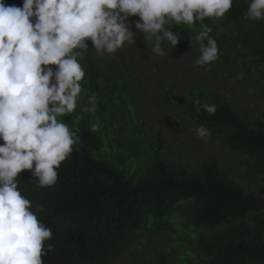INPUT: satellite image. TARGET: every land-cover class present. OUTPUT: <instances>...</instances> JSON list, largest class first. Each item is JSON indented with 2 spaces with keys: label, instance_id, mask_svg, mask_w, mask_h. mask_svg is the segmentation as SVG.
<instances>
[{
  "label": "trees",
  "instance_id": "1",
  "mask_svg": "<svg viewBox=\"0 0 264 264\" xmlns=\"http://www.w3.org/2000/svg\"><path fill=\"white\" fill-rule=\"evenodd\" d=\"M3 2L22 6L23 0ZM249 3L250 0H233V7L223 18H206L203 23L211 27L210 35L217 44L220 35L228 34L227 31L232 33L234 29L238 32L235 38H240L235 45L240 47L238 44L242 43L248 48L247 56H255L263 65L264 21L245 19ZM184 27L173 25L171 31L186 29V35L192 37L199 32V24ZM88 43V52H91L93 46L90 41ZM85 64L90 73V78H85V87L95 84L97 94L103 67L96 58L85 59ZM118 73L120 76L122 71ZM124 78L126 83L136 86L132 73H125ZM132 86H109L114 94L112 101L107 103L103 99L99 102V115L90 118L85 113L88 120H81L83 123L71 128L79 130L81 146L57 169L58 179L54 186L38 187L37 178L29 170L19 174V189L31 201L34 212L37 206H43L44 211L37 213L38 219L53 231L50 242L54 247L42 258L45 264H111L153 226L179 234L173 228L178 221L173 218L179 217L176 212L185 205L194 211L191 219L195 228L213 231L197 238L198 252L194 257L200 264H264V188L252 187L250 179L235 174L214 157L203 159L197 167L184 160L175 161L173 152L169 151V156L166 154L169 147L161 130L155 127L154 136L148 137L141 130L140 118L135 120L133 113L125 130L127 117L123 118L115 108L120 102L129 110L137 109L139 97L135 92L129 97L132 102H126L129 92H133ZM167 90L168 95L172 94ZM193 94L185 100L184 107L195 125L217 132L216 138L223 141L227 153L256 158L264 165V122L261 118L251 123L229 101L212 102L196 90ZM171 98L178 102L176 96ZM197 100L201 105H216L215 114L209 115L203 108L197 111L198 105L194 103ZM77 114L82 113L77 109L73 116ZM94 123L99 124L97 132L91 131ZM101 129L111 136L107 147L117 145L113 157L103 152ZM115 129L118 131L114 132ZM126 161L143 162L145 170L136 168L128 172ZM131 264L170 262L166 252L155 249L152 259L144 258Z\"/></svg>",
  "mask_w": 264,
  "mask_h": 264
},
{
  "label": "clouds",
  "instance_id": "2",
  "mask_svg": "<svg viewBox=\"0 0 264 264\" xmlns=\"http://www.w3.org/2000/svg\"><path fill=\"white\" fill-rule=\"evenodd\" d=\"M232 7L233 0H23L22 6L0 0V264H45L42 258L53 250V231L37 216L44 208L33 211L18 177L29 170L38 187H52L62 162L79 150V130L64 118L83 96L80 61L88 41L97 54L112 55L134 45L140 32L151 41V52L163 57L164 44L173 49L181 39L173 25L199 24L195 64L209 65L219 59V49L203 21L221 19ZM244 16L264 21V0H250ZM130 17L138 20L129 23ZM194 103L209 115L217 110ZM88 105L81 110L95 112L94 94ZM195 134L206 141L211 131L200 125Z\"/></svg>",
  "mask_w": 264,
  "mask_h": 264
},
{
  "label": "rangeland",
  "instance_id": "3",
  "mask_svg": "<svg viewBox=\"0 0 264 264\" xmlns=\"http://www.w3.org/2000/svg\"><path fill=\"white\" fill-rule=\"evenodd\" d=\"M136 20L138 17H130L129 23ZM132 30L136 31L134 23ZM177 32L180 33L181 39L173 49L165 43L166 55L163 57L151 52V41H148L147 37L144 38V34L140 32L136 33L134 45H126L115 54L99 55L94 49L88 52L80 61L85 69V78H90L85 59L96 58L103 67L102 73L99 74L98 92L97 94L94 92L95 84L92 86L88 84V88L85 87L84 79L81 82L83 96L77 107L82 114L65 117V123L73 128L83 123L81 120H88V117L84 116L85 113L90 118L99 115V102L106 99V102L110 103L114 98L109 86L124 85L126 88L132 86L130 82L126 83L124 78L125 73L130 72L137 82L136 86L131 87L133 92H129L126 102H132L129 97L135 92L139 97L136 101L138 107L129 110L119 102L115 108L123 118L127 117L125 130L131 122L129 117L133 113L135 120L140 118L141 130L146 132L148 137L154 136L155 127L161 130L169 147L166 154L169 156L170 152H173L175 161L184 160L190 166L197 167L203 159L214 157L229 166L235 174L250 179L252 187L264 188V165L256 158H246L239 153H227L223 141L216 138L219 134L210 128L207 129L211 131V136L206 141L198 138L195 128L199 125H195L192 116L184 107L185 100L194 96L193 90H196L212 102L229 101L237 112L251 123H255L257 117L264 122V64L260 65L255 56L252 58L247 56L248 48L242 46V43L238 44L240 47L235 45L240 38H235L238 32L233 29L232 33L227 31L228 34L220 35L218 40L219 53H224V57L219 54V59L209 65H196L195 61L199 58L200 51L195 37L187 36L186 29ZM249 58L251 60H248ZM236 61L239 63L235 64ZM120 71L122 74L119 76ZM167 89L172 91V94L168 95ZM93 94L96 97L95 112L82 111V108L89 106L88 97ZM140 96H143V100H140ZM173 96H176L178 102L171 98ZM130 107L133 108L134 104ZM95 120L98 121L93 119ZM116 131L118 129L114 130ZM101 137L105 144L103 152L110 154L107 156L109 158L115 156L117 145L107 147L108 137L111 136L101 129ZM184 162L182 164L186 165ZM142 164L143 162L139 164L134 161L131 164L126 161L125 167L128 172H133L136 168L144 171ZM193 212L186 205L176 212L179 217L173 218L178 221L173 228L177 229L179 234H175L174 230H159L157 226H153L145 230L135 240L133 246L127 247L111 264H131L144 258L150 260L155 249L166 252L170 264H200L194 257L198 252L197 238L199 235H209L213 231L195 228L191 219ZM192 231H195V234Z\"/></svg>",
  "mask_w": 264,
  "mask_h": 264
}]
</instances>
